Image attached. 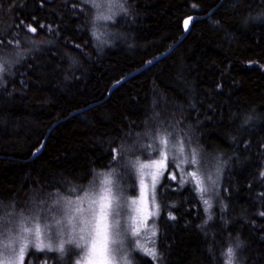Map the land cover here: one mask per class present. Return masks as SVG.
<instances>
[{
    "label": "trees",
    "instance_id": "1",
    "mask_svg": "<svg viewBox=\"0 0 264 264\" xmlns=\"http://www.w3.org/2000/svg\"><path fill=\"white\" fill-rule=\"evenodd\" d=\"M121 5L109 24L118 38L100 51L91 3L0 0V53L11 65L0 83V215L19 217L73 188L99 189L113 171L131 201L132 163L158 155L150 133L164 127L182 137L185 156L197 154L195 168L211 177L205 186H216L213 201L204 194L212 219L204 224L201 194L184 182L193 167L178 168L170 152L155 187L157 258L139 251L134 264H224L222 252L237 243L239 264H264V0ZM191 15L207 16L176 43ZM170 48L104 99L113 82ZM79 253L28 248L24 264H75Z\"/></svg>",
    "mask_w": 264,
    "mask_h": 264
},
{
    "label": "snow or ice",
    "instance_id": "2",
    "mask_svg": "<svg viewBox=\"0 0 264 264\" xmlns=\"http://www.w3.org/2000/svg\"><path fill=\"white\" fill-rule=\"evenodd\" d=\"M91 3L93 7L100 8L97 0H85ZM114 3V0H110ZM122 8V5H118ZM264 16V12L260 13ZM111 19L110 16H105L102 13L97 16V20ZM189 20L184 21V27L187 30ZM29 31L35 32L36 29L29 26ZM3 42L0 41V44ZM9 44L13 41H9ZM18 44L19 41H16ZM21 55L20 53L16 54ZM151 63V61L149 62ZM10 63L5 56L0 53V83L3 82V73L10 67ZM253 119L252 116L245 118L244 123L248 124ZM153 136L154 144H149L148 147L159 153V159H150V163H144L137 160L132 163V167L136 168L140 174V183L142 185L141 196L148 200L153 209H157L155 186L159 182V177L163 175V169L168 168L169 153H173V162L177 159V154L180 157L177 167L183 164H188L193 167V170L186 172L187 180L185 183H194L195 190L201 194L205 205L204 211L208 214V220L212 219V204L209 199H204V194L209 192V188L205 186V181L211 177H202L200 172L195 168L200 164L197 154L193 151L190 156H185V145L182 137L177 138L178 134L169 128L158 127L155 132L150 133ZM39 149H37V152ZM35 155V153H34ZM121 153L113 149V161L117 160ZM155 168V171L150 173L145 172V169ZM150 175L152 180V194L147 196V185L144 182V176ZM264 177V171L260 173ZM115 172L105 174L99 189L92 191H84V196H79L77 189H70V193H76L79 203L71 208V211H66L68 206L74 204L73 201L55 200L51 206H41L34 209L28 214L20 213L19 217L14 212H7L0 215V264H24V256L29 248V244H33V240L29 237H34V247L37 252H65V245L74 244L76 248L81 249L80 259L76 264H131L129 253L125 250V240L129 234V226L122 215L127 210L133 214L128 216L131 221L130 234L131 236H140L141 227L146 223L145 220L137 219V214L142 211L138 207V199L131 201L124 200L120 195L119 177H115ZM171 179L175 180L176 175H171ZM0 203V208H3ZM157 211H149L148 217L157 215ZM264 216V212L260 213ZM170 219H175L170 216ZM139 225V226H138ZM203 228V225H201ZM73 233V237L65 238L69 232ZM152 236H155V231H152ZM28 239V243L22 244L17 249L16 245L19 240ZM47 239V243L45 240ZM59 239V243L56 241ZM137 247L144 252L145 255L157 258L155 248H145L139 241L136 242ZM241 245L237 243L234 247L228 246L223 252L224 264H239L237 257V249ZM211 251V249H209ZM45 264L47 261L45 260Z\"/></svg>",
    "mask_w": 264,
    "mask_h": 264
},
{
    "label": "rangeland",
    "instance_id": "3",
    "mask_svg": "<svg viewBox=\"0 0 264 264\" xmlns=\"http://www.w3.org/2000/svg\"><path fill=\"white\" fill-rule=\"evenodd\" d=\"M121 1L124 0H114V3H110V0H97V3L100 4V8H96L94 7V11H95V22H94V26L92 28V37L93 40L95 42V45L97 46L98 50L100 51H104L106 48H110L112 47V44L114 43V41L118 38V35H116V33L113 31L111 32V27H109V24L113 21V19L115 18V16L120 12L121 7H119L118 5H121ZM103 14L105 16H110L111 19H100L97 20V16L100 14ZM171 152V151H170ZM154 159H159V153L158 155L154 158ZM144 163H150L149 161H145ZM155 168H151V169H145V172L150 173L151 171H155ZM166 169H163V173L165 172ZM144 178V182L147 185V196L150 197L152 194V180H151V176L150 175H146L143 177ZM161 178V176L159 177V179ZM140 179L141 176L138 173V188H137V193L136 196L134 197V199H138V207H140L142 209V211L140 213L137 214V219L140 221L145 220V218H147L146 223L143 224L141 227V234L140 236H131L130 234V226H131V221L128 220V216L132 215L133 213L130 210H127L125 213H122V215L124 216L127 225L129 226V234L127 236V239L125 240V250L129 253V257L131 260V264H134V255L141 251L138 247L136 242L139 241L140 244H142L145 248H149L151 246V243L154 239V236H152V231H155V224H154V220L156 215L148 217V212L149 211H156V209H153L150 202L148 200H146L144 197L141 196V192H142V185L140 183ZM157 186V184H156ZM155 186V187H156ZM87 191H92V189H88ZM217 193V188L215 187H210L209 188V192L208 197L210 198L211 201L214 200L215 196ZM121 197L123 196V194L120 192ZM79 196H84V192H79ZM63 200V201H67V200H71L74 202V204L72 206H68L66 209V211H71V208L74 207L76 204L79 203L78 201V197L76 193H70L68 192V194L65 195H59L55 198H51V201L48 204H45L44 206H51L53 201L55 200ZM204 199H206L204 197ZM133 200V199H132ZM34 210V209H33ZM32 210V211H33ZM25 215L30 213V212H23ZM139 226V225H138ZM69 237H73V233L71 232V230H69L67 236L65 238H69ZM29 239L33 240V244H29V248H35L34 247V237H29ZM45 242L47 243V239L45 240ZM28 243V239H23L21 238L18 242V244L16 245L17 249L19 248V246H21L22 244ZM56 243H59V239H57ZM79 250V258L81 256V249L76 248L74 244H69V245H65V252L62 253L64 255L70 256L72 255V252H77ZM143 252V251H142ZM49 253H56L54 252H49ZM58 254H61L59 252H57ZM77 262V261H76ZM75 262V264H76Z\"/></svg>",
    "mask_w": 264,
    "mask_h": 264
},
{
    "label": "water",
    "instance_id": "4",
    "mask_svg": "<svg viewBox=\"0 0 264 264\" xmlns=\"http://www.w3.org/2000/svg\"><path fill=\"white\" fill-rule=\"evenodd\" d=\"M207 15H208V14H207ZM207 15H205V16H207ZM205 16L191 15V16L185 18V19L183 20V22H182V36L177 40L176 43H179V42H180V41H181V40H182V39L188 34V32H189V30H190V27H191V25H192V23H193L194 21H197V20H199V19H201V18H203V17H205ZM190 17H191L192 19L189 21V26H188V29L186 30L185 27H184V21H185V20H189ZM171 50H172V48H170V49H168L167 51H165V52H163V53H161V54L155 56L153 59H151V60H149L148 62H146L145 64H143L142 67H140V68L134 70L133 72L129 73L128 75H126V76L120 78L119 80L113 82V83L111 84V86L109 87L108 92H107L106 96L104 97V99L108 98L109 94H110L114 89H116L117 87H119L123 82H125L126 80L130 79L131 77L137 75L138 73L144 71L145 69H147L148 67H150V66L153 65L154 63L158 62L159 60H161L162 58H164L167 54H169ZM150 61H151V63H149ZM76 113H78V112H76ZM44 141H45V138L43 139V141H42V143H41V145H40L39 151L37 152V150H36L35 152H33V154L31 155V157L29 158V160L34 159L36 156H38V155L40 154V152L42 151L43 146H44ZM34 153H35V155H34Z\"/></svg>",
    "mask_w": 264,
    "mask_h": 264
}]
</instances>
